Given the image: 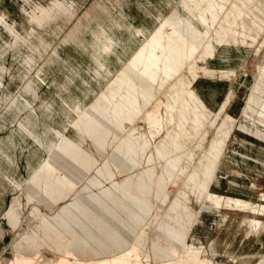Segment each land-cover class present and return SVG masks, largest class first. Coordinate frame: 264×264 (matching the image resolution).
Returning <instances> with one entry per match:
<instances>
[{"label": "rangeland", "instance_id": "obj_1", "mask_svg": "<svg viewBox=\"0 0 264 264\" xmlns=\"http://www.w3.org/2000/svg\"><path fill=\"white\" fill-rule=\"evenodd\" d=\"M179 1L190 8L180 9ZM211 1L0 0V264H11L16 257L18 264H24L25 257L62 256L41 230V222L45 216L55 224L51 215L59 216L60 206L71 200L75 206L69 226L57 227L58 234L75 243L92 244V237L107 234V227L129 245L118 255L133 251L146 264L178 260L264 264V79L259 75L264 60V0ZM163 2L164 18L184 12L189 21L176 18L154 26ZM209 10L214 14L211 19L206 17ZM181 33L187 41L176 40ZM92 44L99 49L95 51ZM143 45L174 70L151 62ZM166 47L178 49L181 58L173 62ZM133 52L135 60L127 64ZM132 70L143 80L126 81ZM35 78L40 84L33 83ZM146 83L152 92L145 90ZM100 93L106 98L100 99ZM87 103L91 116L109 126L99 161L108 162L110 170L99 171L117 182L133 175L126 195L112 186V180H103L115 197L106 201L109 208L97 199L99 186L82 187L86 177L95 174L91 166L95 154L82 150L97 145L93 138L103 139L106 129L87 118V133L77 137L79 128L67 123ZM116 105L121 112L114 111ZM128 114L132 119L124 120ZM153 114L162 126L157 130L158 122L148 117ZM171 114L174 120L169 122ZM84 121L79 115L81 128ZM59 126L66 127L72 143L82 141L79 153L74 152L76 161L64 154L47 159ZM114 127L122 130L120 136L129 131L137 136L135 165L124 150L115 151ZM167 129H180L185 136L173 133L178 139L162 144ZM156 144L171 156L170 163L158 158ZM86 154L89 160H83ZM210 161L214 168L207 165ZM11 166L10 177L6 172ZM148 167H153V174L144 176L147 188L141 190L136 177ZM189 175L195 177L193 182ZM64 176L73 187L64 198L48 202L42 184L51 178L69 187ZM29 180L41 184L37 192L27 189ZM231 182L237 187L232 188ZM206 188L233 195V200L250 193V201L214 207L205 197ZM136 190L140 201L132 197ZM253 209L260 214L252 215ZM16 216L12 227L7 218ZM133 217L135 233L130 226ZM22 234L33 235L35 242L22 240ZM13 251L20 253L9 261Z\"/></svg>", "mask_w": 264, "mask_h": 264}, {"label": "crops", "instance_id": "obj_2", "mask_svg": "<svg viewBox=\"0 0 264 264\" xmlns=\"http://www.w3.org/2000/svg\"><path fill=\"white\" fill-rule=\"evenodd\" d=\"M164 4L165 3L163 2V3H159V5H158V13L155 16L157 21L154 24V26H160L161 24L166 23V21H169V20L173 21L176 18L178 20L183 19V23L186 22V18H187V22L189 21L188 20L189 19V16H188L189 13L187 14V17H185L184 12L182 13V15H180V14H178L176 12H173L171 15L168 16V18H164L165 16H167L166 14L163 13L164 12V8H165ZM178 4L180 5V9H189L190 8V5L187 2L179 1ZM236 15L238 16V13H236ZM167 37H168V34H167ZM154 39L155 38H152V40H154ZM176 40L184 42V41H187L188 38L184 34L181 33V34H178V36L176 37ZM201 48L202 47H200V50L195 54V56L201 52ZM165 49L167 51V54L169 56H171V59H172L173 62H176V59L174 57H177V58L180 59L181 56H182V54L179 53L178 49H176L174 47H171V48L170 47H166ZM134 53L135 52H133V54L131 56V59L127 61V64H129V62L131 60H135L134 57H133ZM204 53L206 55V48H205ZM195 56H193V58H195ZM193 58H191L190 60H184L182 65L184 63H186V62H191ZM168 69L170 71L174 70L172 67H170ZM170 78H172V77H170ZM170 78H168V80ZM168 80L165 83H162V84H166L168 82ZM184 85H186V83L179 84L178 86L184 87ZM185 89H187V87ZM176 92H177V90H176ZM77 114L74 116V118H70L67 123L73 122L75 120ZM171 115H173L172 120H170ZM171 115L168 118L169 122L174 120V114H171ZM148 117L153 118L154 121H157V117H156L155 114H153V116L148 115ZM131 119L132 118H131L130 114H128L127 116H125L124 120H131ZM158 125H160L159 127H162L161 123L158 122L156 124V126H155L156 130L158 128ZM114 128H115L116 133L113 135L112 140L115 137L116 141H113V144L115 146H116V143H117V146L115 147V151L122 152L124 150L123 153L125 154V156L129 160V162L132 165H135L137 163V160L135 159L134 156H135V153H136V149L139 146L137 136H135L134 133L131 132V131H129L128 133H126V134H124L122 136H120V132L122 130H118L116 127H114ZM175 131L172 130V132H171L170 129H167L165 131V134L163 135V138L160 141V143H162V144H172V143H174V141L177 140L178 138L174 139L172 137L173 133H174V135L176 134V136H178L179 138H183L185 136V134L182 132V130L175 129ZM107 132H108V130H106V132H104V134L102 135L103 139L97 138V137L93 138V143H95L97 145H95V146L91 145L93 147L91 150H89V149L88 150H82L83 152L87 151V153L92 155V156L95 154L94 162H92V164H91V166L95 169V174L87 176L86 177L87 181H86L85 184H83L82 187L83 188H89L91 186H99L98 189H99V191L101 193V196L97 197V199L99 201H102V204L104 203L103 204L104 207H108L109 208L111 206L108 205L106 203V201H108V200L109 201H111V200L113 201V200H115V197L113 196V192L111 191L110 186H105V185L102 184V182H103V180H107V179L112 180V177H110V175L107 172L101 173L99 171V170H110L108 162L99 161V159L102 158L103 155H104V152L102 151L101 148H103V150H104V144H105V138H106ZM75 135L77 137H79L78 132ZM152 136H153V133H151V137ZM87 138L89 139L90 137L87 136ZM77 142H78V139L76 141V144H77ZM182 143L184 145V142H182ZM146 145H143L142 148L146 147ZM181 147H182V145H181ZM154 149L156 151V155L158 156V158L168 159V163H170L172 161V160H170L171 156H169V154L167 152H165L158 144L155 145ZM175 150H177V149H175ZM96 152H97V154H96ZM88 154H86V156H85L86 160H89V155ZM114 158H115V160L119 161V163H121V161L119 160L120 158H118L116 156ZM147 160H148V162L153 160L152 155ZM207 165L212 167V168H214L215 164H213V161H210V162L207 163ZM49 166L51 167L52 165L49 164ZM171 166H174V165L171 164ZM152 168L153 167L145 168V169H143L142 171H140L138 173V175L136 177V180H137L138 188H140L141 190L147 188L146 187V182H145L146 180H145L144 176L146 175L149 178L153 174V172H152L153 169ZM9 169H13V167L11 166V167L7 168L8 172H6V174H9V176H10ZM26 170H27V168H26ZM132 176H133L132 174L128 175L126 180H124L122 182H117V181L112 180V186L114 188H117L116 186H119L122 189V193L124 195L130 194L129 193V189H130L129 188V182H130ZM6 178L8 179V175H6ZM64 178H65L67 184H69V187L68 186L66 187V185H64V184H60L58 182L52 181L51 178H49V182L47 184H42L43 185L42 193L45 195V198L47 199L48 202L58 201L61 198H64V196L67 194L68 190H70V188L73 187L74 183L69 181V179L66 176H64ZM194 180H195V177L193 175H189L188 181L193 182ZM26 186H27L28 190H34L35 192H37L38 189L41 187V184H40V186H37L36 184H33L29 180ZM231 187L232 188H236L237 186L235 185L234 182H231ZM158 192H159V190H158ZM138 193L139 192L137 191V194H133L132 197L135 200L140 201V198L138 197ZM91 195H92V198H96V196L93 193ZM226 195H229V194H226ZM205 197L210 201V203L214 204V207H218L217 203H216V199L221 198L222 194L221 193H216V192H210L206 188ZM180 199L181 198L179 196H177L175 202L178 203ZM227 199H230V198H227ZM231 199H234L233 195H231ZM140 205L141 204H139V209L141 210V206ZM73 206H75V201H73V200L63 203L60 206V209H59V216L51 215V217H50V218H52L54 220L55 224H53L47 217L42 216L41 230L43 232L47 233V236L49 237V240H51V244L59 252V255H62V256H58V257H54V256L50 255L48 257H52V258H67V259H71V260L77 259V260L88 261V262H96V261H98L100 259L112 258L113 256L117 255V253L121 252L122 250H124L126 247L129 246L126 240H124V239L118 240L114 236V234H112L110 232V229L107 228V227H105V233H107V234L102 235V237H99L98 235L93 236L92 237V244H89L86 241H83L82 243H75L72 240V238H65L62 235L58 234L59 231H60L58 229V227H57L58 224L61 227H63V229H66V227L69 226V221L71 220V217L74 214L73 210H72ZM144 208L146 210V207H144ZM7 221H8V224L10 226L14 227L17 224L18 216H16L12 220H10L9 217H8ZM140 223L142 224V221ZM135 224H136V221H135V219L133 217V218H131V222H130V226L132 228L133 233H135V231H136V229L133 228V226H135ZM52 233L55 234L56 236H52L51 235ZM21 239L29 241V242L32 243L34 241V236L33 235L22 234ZM14 243H20V241H16ZM33 250H38L35 245L33 247ZM28 251H31V250L29 249ZM19 253H20V251H18V252H14L13 251L12 257L9 259V261L15 255H17Z\"/></svg>", "mask_w": 264, "mask_h": 264}, {"label": "bare ground", "instance_id": "obj_3", "mask_svg": "<svg viewBox=\"0 0 264 264\" xmlns=\"http://www.w3.org/2000/svg\"><path fill=\"white\" fill-rule=\"evenodd\" d=\"M202 2L206 3V4H210L212 1L211 0H202ZM213 16H214V14L212 13L211 10H209V15H207L206 17H209L211 19V18H213ZM191 26L193 27V25H191ZM72 41L75 43V42H77V39L75 37H72ZM73 42H72V45H73ZM92 46H93L95 51L99 49L94 44H92ZM142 48L145 50V53L150 58L151 62L154 61L156 63H160L165 68H170V63L167 62V60L161 58L157 53L153 52L152 50L145 49V45H143ZM191 50L196 51V49L194 47H191ZM175 59H178V58L175 57ZM96 62L98 64H101L100 60H96ZM106 71L109 72L108 69ZM133 72H134V70H132V72L126 76V81H131L134 78L139 79L141 81L143 80V78H142L140 73H136L135 72V75L134 74L132 75ZM259 75L264 79V60L259 65ZM155 77H156V75H151L150 78H151V80H155ZM32 81H33V83L40 84V81L37 80L36 78L33 79ZM145 86L147 88V89L145 88V90L147 92H149V93L152 92V91H150V89H148L150 87V84L146 83ZM27 91L28 90L26 88L23 89L22 93H23L24 97H25V94L27 93ZM88 96H89V94H86L85 98H87ZM98 96H99L100 99L101 98H106L105 96H103L102 93L98 94ZM88 109H89L88 108V103L83 108H81V110L79 108L80 111L78 112L75 120L73 122L69 123V126L70 127H74L76 129L79 128L77 130H78V133H80V134H86L88 129H89V127H90L88 125V123H89L88 121L89 120L87 118H91L99 126H101L102 128L108 130L109 126H105L104 124H102L98 120H96L95 117L93 118L91 116V113L88 111ZM114 111L119 113V112H121V108L116 105V106H114ZM79 115H83L85 117V120H87V121H84L82 128L79 126V124L77 122V118H78ZM172 117H173V115H171L170 120H172ZM109 123H111V122H109ZM8 138L11 139V137H9V136H8ZM53 139H54V142L51 143V145H49L50 146L49 147V152L46 154V155H48L47 159L50 158L51 156H55V157L59 156L60 157V156H62L64 154V155L68 156L70 159H72L73 161H76L77 157L75 156L76 153H74V152H78L79 153L77 146H79V144H81V142H82L80 139L77 142V144H76L75 141L72 143L71 138L66 133V127H61V126H59V128L57 130V133H56V136H54ZM3 141H4V144H6V145L9 142L5 138H3L2 143H3ZM9 148H12V147L9 146ZM83 160H86L85 156H83ZM237 189H239V188H237ZM227 198H230V199H227ZM228 201L230 203L234 202L235 204L240 205L242 201H250V193H246L245 197H243V198L240 197L239 195H237V197H235V200L231 199V195H226V194H222L221 198L216 199V203H217L218 207H222L223 205H230L228 203ZM263 203H264V200H263ZM242 209H244V208L241 205V210ZM250 213L252 215L260 214L259 211L256 210V209H253ZM246 222H248V221H246ZM252 222H253V224H255V223H257V224L259 223L260 224V222L257 221V220L256 221L253 220ZM19 261L20 260L16 257V258H14L11 261V264H18ZM24 264H146V263H142L135 256L133 251H127V252H124V253H122L120 255L117 254V255L113 256L112 258H104V259H100V260H98L96 262H88V261H82V260H77V259L71 260V259H67V258H51V257L44 256V257H38V260H35L33 258H29V257L28 258L25 257V263ZM172 264H195V262H193L192 260H184V261L183 260H178V261L173 262Z\"/></svg>", "mask_w": 264, "mask_h": 264}]
</instances>
